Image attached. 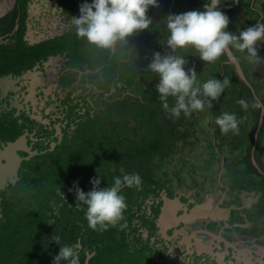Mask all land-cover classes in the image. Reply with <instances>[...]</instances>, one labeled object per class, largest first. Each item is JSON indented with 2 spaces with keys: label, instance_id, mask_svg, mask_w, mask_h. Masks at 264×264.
<instances>
[{
  "label": "flooded vegetation",
  "instance_id": "af4514ba",
  "mask_svg": "<svg viewBox=\"0 0 264 264\" xmlns=\"http://www.w3.org/2000/svg\"><path fill=\"white\" fill-rule=\"evenodd\" d=\"M82 3L0 0V264H23L32 249L45 262L60 233L84 251V264L108 247L102 243L115 249L119 240L147 264H264V107H251L264 103V42L258 65L238 52L245 78L215 105L151 134L153 118L167 111L148 64L153 53L167 54L172 0L149 6L150 30L113 50L76 34L72 17ZM237 5L244 4L225 0V12ZM243 15L238 31L255 25ZM178 50L186 68L203 63L193 49ZM223 112L243 118L238 133L216 125ZM121 168L143 180L122 189L127 227L93 230L76 207L74 182L87 192L91 178L107 186Z\"/></svg>",
  "mask_w": 264,
  "mask_h": 264
},
{
  "label": "clouds",
  "instance_id": "9594fccd",
  "mask_svg": "<svg viewBox=\"0 0 264 264\" xmlns=\"http://www.w3.org/2000/svg\"><path fill=\"white\" fill-rule=\"evenodd\" d=\"M195 1L193 10L187 9L184 13L166 17L167 54L153 53L148 64V70L159 76L155 85L158 99L164 110L174 118H179L181 114L190 116L193 111L202 112L206 107L211 108L213 101L218 100L232 83L227 76L222 80L213 77L201 81L194 67H185L188 61L185 56L176 54L177 49L191 48L199 54L200 60L213 63L230 48L236 60V53L240 51L245 54L249 63H261L258 42H264V22H256L253 18L255 25L238 31V17L234 15L229 20L231 14L221 10L220 6L225 0H206L204 5L202 0ZM149 6H158V0H91L90 3L84 0L80 5V15L72 17V23L76 34L86 39L89 44L99 49L113 50L118 44L121 47L126 46L130 36L145 29L150 30L153 20L148 15ZM199 6L204 10H196ZM170 96L174 97L171 106ZM237 103L245 110L250 107L244 98ZM251 107L261 108L264 103L257 99L251 103ZM242 119H238L234 112H223L216 116L215 123L224 133H238V125ZM120 172L122 175L114 176V182L107 186H101V176L91 178L93 187L87 192L79 187L78 181L74 182L76 207L85 209V219L93 230L105 231L117 225L121 229L127 227L126 222L120 223L128 208L122 189L139 188L143 180L139 173H128L123 168ZM51 240L61 245L58 254L53 256V264H80V254L75 245L62 244L61 236L57 234Z\"/></svg>",
  "mask_w": 264,
  "mask_h": 264
},
{
  "label": "trees",
  "instance_id": "16d2710c",
  "mask_svg": "<svg viewBox=\"0 0 264 264\" xmlns=\"http://www.w3.org/2000/svg\"><path fill=\"white\" fill-rule=\"evenodd\" d=\"M182 1H187V0H182ZM200 1V0H199ZM203 5L206 2V0H202ZM242 1V0H241ZM168 2V0H167ZM245 6H247V2H244ZM221 10L225 12V3L222 4ZM237 55V54H236ZM224 60H226L225 54H223L218 60L215 61L216 65H219V70H212L211 74L213 76H210L209 78L216 77L218 79L222 80V75L225 74L231 78V85L228 88L233 87L234 85L240 83L242 80L236 76V72L233 69V66L231 64H227L226 62L224 63ZM204 62V61H203ZM223 69H225V73H223ZM208 78V79H209ZM79 228H77L76 233H73L70 237L67 238V241L69 243H73L76 240V237L78 236L79 233ZM96 233L94 232L91 234L89 237H94ZM61 236V243L62 244H67V242H63L64 240L66 241V238H64L61 233L59 234ZM40 239V238H38ZM64 239V240H63ZM105 242V241H104ZM107 244V248H103L99 250L97 256H95L89 264H129L132 261V256L134 254L133 251H130L126 245V243L123 240H119L116 244V248L112 249L109 245L110 243H102ZM61 246V245H60ZM59 244H57L55 241L51 242V249L48 251V253H44L45 255V262H39V258L36 256L37 251L36 250H28L26 256L22 259L23 264H53V256L55 254H58L60 250ZM56 247H58V250L56 251ZM84 258L85 254L84 251L80 253V264H84ZM113 258V260L111 259Z\"/></svg>",
  "mask_w": 264,
  "mask_h": 264
},
{
  "label": "rangeland",
  "instance_id": "374dc122",
  "mask_svg": "<svg viewBox=\"0 0 264 264\" xmlns=\"http://www.w3.org/2000/svg\"><path fill=\"white\" fill-rule=\"evenodd\" d=\"M252 0H242V3L244 4V2H247V6L244 5H237L234 9V11L231 13V16L229 17V20L233 19L234 18V15H243V17L245 16V13L247 14L246 17H249V18H255L256 20L258 21H261V22H264V16L261 17V12H259L261 9H263L264 7L261 6V5H257L255 4L254 7L252 9L251 6H250V2ZM261 1H264V0H261ZM255 2V1H254ZM191 3L188 2V1H182V0H172V3L170 4V9H171V12L172 13H169L170 14H180V13H184L187 11H190L192 10V7H188V5H190ZM253 6V5H252ZM196 10H200V11H203L204 9H202L200 6L196 9ZM236 22H238V24H242V17H239L236 19ZM176 54L178 55H183L185 56V54L180 51V50H176ZM238 54V53H236ZM199 55V54H198ZM198 55H196L198 57ZM197 67H196V72L197 74L199 75L198 79H200L201 81H205L207 80L210 76H213L211 74V71L212 70H219V65H216L215 62L213 63H207V62H201L199 61V63L196 64ZM223 73H225V69H223ZM225 75V74H223ZM223 79V78H222ZM222 97V95L220 96V98ZM219 98V99H220ZM174 97L173 98H170L169 99V104L170 106L174 103ZM218 100L216 101H213V105L216 104ZM154 123H155V126H153V124H151V134H154L155 131H160L161 132V127H163V125L167 126L169 124H171L173 121H175V118H173L171 116V114L169 112H167L165 115H163V117H154L153 120ZM184 121V119L182 120ZM196 122H202V120L200 118H197V119H193V118H188L186 119L185 123L187 124H195ZM156 128V130H155ZM138 251H140L141 249H137ZM148 250H151V247L148 248ZM113 260V258H111ZM132 261L131 263L129 264H147L146 262L143 261L142 258H137L136 256H132ZM158 264H161L160 261L158 262Z\"/></svg>",
  "mask_w": 264,
  "mask_h": 264
},
{
  "label": "water",
  "instance_id": "95a60500",
  "mask_svg": "<svg viewBox=\"0 0 264 264\" xmlns=\"http://www.w3.org/2000/svg\"><path fill=\"white\" fill-rule=\"evenodd\" d=\"M226 57L228 58V61L226 63H232L234 65L235 71L237 72L238 76L244 80V74L239 66L238 61L236 60L235 56L233 55L230 48L226 50L225 52ZM161 225V224H160ZM91 257V254L87 256V259L85 261V264H88V259Z\"/></svg>",
  "mask_w": 264,
  "mask_h": 264
}]
</instances>
